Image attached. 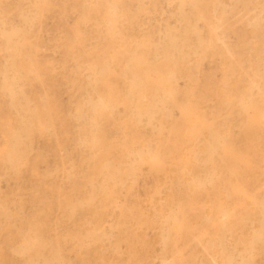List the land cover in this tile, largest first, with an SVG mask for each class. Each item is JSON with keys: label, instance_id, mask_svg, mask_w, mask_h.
Instances as JSON below:
<instances>
[{"label": "rangeland", "instance_id": "obj_1", "mask_svg": "<svg viewBox=\"0 0 264 264\" xmlns=\"http://www.w3.org/2000/svg\"><path fill=\"white\" fill-rule=\"evenodd\" d=\"M30 1L0 0V264H264V0Z\"/></svg>", "mask_w": 264, "mask_h": 264}, {"label": "bare ground", "instance_id": "obj_2", "mask_svg": "<svg viewBox=\"0 0 264 264\" xmlns=\"http://www.w3.org/2000/svg\"><path fill=\"white\" fill-rule=\"evenodd\" d=\"M30 1V0H29ZM34 1V0H33ZM184 0H182V2H183ZM31 2V1H30ZM17 3V2H16ZM35 4V3H34ZM136 5H137V3H136ZM167 5V4H166ZM39 6V5H38ZM146 6H148V5H146ZM12 7V6H11ZM33 8H34V6H32ZM105 7V6H104ZM167 7V6H166ZM196 8V7H195ZM64 9V8H63ZM82 9V8H81ZM36 10V9H35ZM37 11V10H36ZM109 11V10H108ZM29 12V11H28ZM3 13V12H2ZM122 13V12H121ZM39 14H41V13H39ZM63 14V13H62ZM138 14V13H137ZM1 15V14H0ZM42 17V16H41ZM43 17H44V15H43ZM168 20V19H167ZM138 21V20H137ZM155 21H156V19H155ZM80 22V21H79ZM105 23V22H104ZM173 23V22H172ZM52 24V23H51ZM108 24H109V22H108ZM25 25V24H24ZM165 25V24H164ZM163 29V28H162ZM28 30H29V28H28ZM113 31V30H112ZM0 32H1V34L2 35H4L5 37H6V49H7V51H9V58H13V52L15 51V49H16V46L15 45H13L12 43H11V38H12V36H14V35H16V34H18L19 33V28L18 27H13L10 31H8V32H6V31H4L3 29H2V26H1V23H0ZM106 34V33H105ZM80 36V35H79ZM95 38V37H94ZM107 38V37H106ZM124 38V37H123ZM160 38H161V36H160ZM110 40H111V38H110ZM26 41V40H25ZM61 41V40H60ZM98 42V41H97ZM128 42V41H127ZM99 43V42H98ZM107 46V45H106ZM128 49V48H127ZM150 49V48H149ZM117 51V50H116ZM32 52V51H31ZM106 52H107V50H106ZM53 54V53H52ZM102 54V53H101ZM54 55V54H53ZM112 56V55H111ZM173 60V59H172ZM178 61V60H177ZM134 62V61H133ZM140 62V61H139ZM138 62V63H139ZM168 62V61H167ZM163 63V62H162ZM132 64V63H131ZM12 65H14L13 63H12ZM136 65V64H135ZM139 65V64H138ZM158 65V64H157ZM166 65V64H165ZM35 66V65H34ZM88 66V65H87ZM196 66V65H195ZM62 67V66H61ZM178 67V66H177ZM60 68V67H59ZM128 68V67H127ZM69 70H71V69H69ZM132 70H134V69H132ZM157 70V69H156ZM109 71V70H108ZM135 71H136V69H135ZM31 72V71H30ZM122 72V71H121ZM179 72V71H178ZM25 73V72H24ZM64 73V72H63ZM92 73V72H91ZM114 73H115V70H114ZM137 73V72H136ZM168 73V72H167ZM5 74H6V72H5ZM110 74V73H109ZM181 74V73H180ZM184 74V73H183ZM179 75V74H178ZM34 76H36V75H34ZM77 77V76H76ZM94 78V77H93ZM186 78V77H185ZM97 80H98V78H96ZM188 79V78H187ZM195 79V78H194ZM193 79V80H194ZM10 80V84H11V86H10V88H9V94H10V96L11 97H13L16 93H21L22 94V89L19 87V88H17L16 87V84H17V81L15 80V78H10L9 79ZM96 80V81H97ZM73 81V80H72ZM99 81V80H98ZM136 82V81H135ZM138 82V81H137ZM154 82H155V80H154ZM175 82V81H174ZM185 82H187V81H185ZM184 82V83H185ZM40 83V82H39ZM72 83V82H71ZM184 83H183V85H184ZM195 83V82H194ZM41 84V83H40ZM186 84V83H185ZM192 84V83H191ZM42 85V84H41ZM103 85V84H102ZM135 85V87H136V83L135 84H133V86ZM72 86V85H71ZM104 86V85H103ZM187 86V85H186ZM257 86V85H256ZM40 87V86H39ZM131 87V86H130ZM183 87H185V86H182V88ZM41 88H44L43 86L41 87ZM173 88V87H172ZM186 88V87H185ZM170 89V88H169ZM187 90V89H186ZM211 90V89H210ZM44 91V90H43ZM155 91V90H154ZM166 91V90H165ZM225 91V90H224ZM45 92V91H44ZM186 92V91H185ZM174 93V92H173ZM187 93V92H186ZM191 93V92H190ZM205 93V92H204ZM164 94V93H163ZM203 94V93H202ZM31 95V94H30ZM189 95V94H188ZM207 95V94H206ZM111 96V95H110ZM82 97V96H81ZM93 97V96H92ZM192 97V96H191ZM31 98H33V97H31ZM47 97L45 96V99H46ZM67 98V97H66ZM187 98V97H186ZM161 99V98H160ZM171 99H172V97H171ZM31 100V99H30ZM33 100V99H32ZM41 100V99H40ZM157 100V99H156ZM188 100V99H187ZM83 101V100H82ZM122 101H123V99H122ZM41 102V101H40ZM111 102V101H110ZM184 102V101H183ZM189 102V101H188ZM192 102V101H191ZM199 102V101H198ZM232 101H230V103H231ZM98 103H100V101L98 100ZM172 103V102H171ZM180 103H181V101H180ZM186 103V102H185ZM208 103V102H207ZM100 104H102V103H100ZM195 104V103H194ZM67 105V104H66ZM125 105V104H124ZM204 105H205V103H204ZM228 105H229V103H228ZM228 105H226V106H228ZM35 106V108H37L36 107V105H34ZM46 106H48V105H46ZM95 106V105H94ZM168 107V106H167ZM182 107V106H181ZM47 110H48V108H46ZM124 110V109H123ZM179 110H180V108H179ZM199 110V109H198ZM46 111V110H45ZM49 111V110H48ZM210 111V110H209ZM94 112V111H93ZM136 112V111H135ZM243 112V111H242ZM249 112V111H248ZM48 113H50V112H48ZM212 113V112H211ZM97 114V113H96ZM217 114V113H216ZM185 115V114H184ZM212 115V114H211ZM210 115V116H211ZM219 114H217V116H218ZM247 116V115H246ZM39 117V116H38ZM219 117V116H218ZM176 118V117H175ZM187 118V117H186ZM217 118V117H216ZM259 118V117H258ZM83 119V118H82ZM211 119H212V117H211ZM112 120V119H111ZM225 120V119H224ZM227 120V119H226ZM132 121V120H131ZM207 121V120H206ZM215 121V120H214ZM234 121V120H233ZM118 122V121H117ZM219 122V121H218ZM217 122V123H218ZM221 122H222V120H221ZM113 123V122H112ZM120 123V122H119ZM156 123V122H155ZM217 123H216V125H217ZM229 124H231L230 122H229ZM29 125V124H28ZM192 125H193V123H192ZM224 125V124H223ZM159 126V125H158ZM225 126V125H224ZM223 126V127H224ZM51 127V126H50ZM192 127V126H191ZM194 127V126H193ZM214 127V126H213ZM226 127H227V125H226ZM263 127V126H262ZM181 129V128H180ZM228 129V128H227ZM187 130V129H186ZM185 130V131H186ZM195 131V130H194ZM209 131V130H208ZM211 131H213L214 132V130H211ZM45 132V131H44ZM53 132V131H52ZM192 133V131H189V133ZM198 132V131H197ZM197 132H196V136H197ZM238 132V131H237ZM157 133V132H156ZM182 133L183 132H181V135H182ZM189 133H187V134H189ZM208 133V132H207ZM185 134V133H184ZM193 134V133H192ZM159 135V134H158ZM194 135V134H193ZM200 136V135H199ZM205 136V135H204ZM208 136H209V134H208ZM78 137V136H77ZM194 137V136H193ZM198 137V136H197ZM199 138V137H198ZM226 138V137H225ZM260 138V137H259ZM151 139V138H150ZM149 139V140H150ZM192 139V138H191ZM264 139V138H263ZM187 140H188V138H187ZM194 141H195V137H194V139H193ZM258 140V139H257ZM185 141V140H184ZM264 141V140H263ZM69 142V141H68ZM193 142V141H192ZM133 143V142H132ZM185 143H186V141H185ZM232 143V142H231ZM74 144V143H73ZM187 144V143H186ZM155 145V144H154ZM192 145H194V144H192ZM196 145H197V143H196ZM198 146V145H197ZM79 147V146H78ZM139 147V146H138ZM155 147H156V145H155ZM223 147V146H222ZM125 148H126V146H125ZM157 148V147H156ZM179 148H181L180 146H179ZM186 148V147H185ZM188 148V147H187ZM187 148H186V150H187ZM205 149V148H204ZM221 150V149H220ZM7 151V150H6ZM175 151H177V150H175ZM175 151H174V153H175ZM229 151V150H228ZM90 152V151H89ZM163 152V151H162ZM182 152V151H181ZM199 152V151H198ZM214 152V151H213ZM223 153H224V151H222ZM221 152V153H222ZM147 153V152H146ZM173 153V152H172ZM173 153V154H174ZM179 153V152H178ZM202 153V152H201ZM207 153V152H206ZM209 153V152H208ZM220 153V154H221ZM157 154V153H156ZM160 155V154H159ZM224 155V154H223ZM122 156V155H121ZM177 157V156H176ZM139 158V157H138ZM150 158V157H149ZM174 159H175V157H173ZM123 159V158H122ZM183 160V159H182ZM221 160V159H220ZM26 161V160H25ZM127 161V160H126ZM130 161V160H129ZM223 163V162H222ZM8 164V163H7ZM151 164H153V163H151ZM212 165V164H211ZM141 166V165H140ZM152 166V165H151ZM224 166V165H223ZM42 167V166H41ZM40 167V168H41ZM114 167H116V166H114ZM218 167V166H217ZM225 167V166H224ZM6 168V167H5ZM226 168V167H225ZM18 169H20V168H18ZM43 169V168H42ZM213 169V168H212ZM63 170V169H62ZM221 170V169H220ZM227 170V169H226ZM235 170V169H234ZM219 171V170H218ZM222 171V170H221ZM155 172V171H154ZM162 172V171H161ZM212 172V171H211ZM227 172V171H226ZM225 172V173H226ZM49 173V172H48ZM160 173V172H159ZM200 173H201V171H200ZM221 173V172H220ZM12 174H13V172H12ZM81 174V173H80ZM153 174V173H152ZM182 174V173H181ZM187 174V173H186ZM199 174V173H198ZM164 175V174H163ZM200 175V174H199ZM218 175V174H217ZM161 176V175H160ZM229 176V175H228ZM151 177V176H150ZM231 177V176H230ZM235 177V176H234ZM155 178V177H154ZM157 178H158V176H157ZM217 179V178H216ZM236 179V178H235ZM234 180V179H233ZM178 181H179V178H178ZM181 181V180H180ZM215 181V180H214ZM170 182V181H169ZM184 182V181H183ZM188 182V181H187ZM199 182V181H198ZM224 182V181H223ZM200 183V182H199ZM221 183V182H220ZM225 183V182H224ZM231 183V182H230ZM157 184H159V183H156L155 185H157ZM219 184V183H218ZM5 185V184H4ZM181 185V184H180ZM225 185V184H224ZM224 185H222V186H224ZM229 185V184H228ZM6 186V185H5ZM189 186V185H188ZM209 186V185H208ZM207 186V187H208ZM233 186V185H232ZM122 187V186H121ZM156 187V186H155ZM198 187V186H197ZM177 188V187H176ZM194 188V187H193ZM222 188V187H221ZM187 189H188V187H187ZM195 189V188H194ZM219 189V188H218ZM224 189V188H223ZM68 190V189H67ZM157 190V189H156ZM186 190V189H185ZM204 190V189H203ZM92 191V190H91ZM149 191V190H148ZM222 191V190H221ZM143 192V191H142ZM188 192V191H187ZM212 192V191H211ZM232 192V191H231ZM126 193V192H125ZM145 193V192H144ZM148 193H150V192H148ZM160 193V192H159ZM172 193V192H171ZM210 193V192H209ZM193 194V193H192ZM196 194V193H195ZM228 194H229V191H228ZM156 195V194H155ZM162 195V194H161ZM197 195V194H196ZM220 195V194H219ZM225 195H226V193H225ZM149 196V195H148ZM218 196V195H217ZM173 197V196H172ZM192 197V196H191ZM190 197V198H191ZM226 197V196H225ZM228 197V196H227ZM146 198H147V194H146ZM160 198V197H159ZM178 198V197H177ZM189 198V199H190ZM189 199H188V201H189ZM209 199V198H208ZM153 200V199H152ZM198 200H199V198H198ZM160 201H161V199H160ZM173 201V200H172ZM176 202V201H175ZM140 203V202H139ZM141 203H142V201H141ZM181 203V202H180ZM254 203V202H253ZM164 204V203H163ZM168 204V203H167ZM172 204V203H171ZM201 204V203H200ZM206 204V203H205ZM143 205H144V203H143ZM147 205V204H146ZM162 205V204H161ZM161 205H159L160 207H161ZM181 205V204H180ZM247 205V204H246ZM206 206H208V205H206ZM219 206V205H218ZM247 206H249V205H247ZM111 207V206H110ZM119 207V206H118ZM153 207H154V205H153ZM169 207V206H168ZM170 207H172V206H170ZM207 208V207H206ZM216 208V207H215ZM227 208V207H226ZM239 208V207H238ZM165 209V208H164ZM177 209V208H176ZM222 209V208H221ZM232 209V208H231ZM111 210V209H110ZM154 210L155 209H153V212H154ZM167 210H168V208H167ZM166 210V211H167ZM178 210V209H177ZM213 210V209H212ZM224 210V209H223ZM58 211V210H57ZM120 211V210H119ZM162 211H163V209H162ZM170 211V210H169ZM215 211H217V210H215ZM242 211V210H241ZM240 210H239V212H241ZM244 211V210H243ZM242 211V212H243ZM113 212V211H112ZM187 212V211H186ZM229 212V211H228ZM234 212V211H233ZM238 212V211H237ZM238 212V213H239ZM61 213V212H60ZM120 213V212H119ZM155 213H158V212H155ZM166 214V213H165ZM178 214H179V212H178ZM227 215V214H226ZM231 215V214H230ZM240 215V214H239ZM198 216V215H197ZM196 216V217H197ZM221 216V215H220ZM228 216V215H227ZM162 217V216H161ZM182 217V216H181ZM190 217V216H189ZM208 217V216H207ZM223 217V216H222ZM240 217H242V215L240 216ZM245 218H247L246 216H244ZM243 217V218H244ZM255 217V216H254ZM191 218V217H190ZM221 218V217H220ZM219 218V221L221 220L222 221V219H220ZM230 218H232V217H230ZM235 218V217H234ZM250 218V217H249ZM198 219V218H197ZM228 219V218H227ZM202 220V219H201ZM247 220V219H246ZM220 221V222H221ZM114 222V221H113ZM190 222H191V220H190ZM200 222V221H199ZM206 222V221H205ZM223 222V221H222ZM224 222H225V220H224ZM233 222V221H232ZM238 222V221H237ZM156 223V222H155ZM173 223V222H172ZM189 223V222H188ZM219 223V222H218ZM234 223V222H233ZM245 223V222H244ZM205 224V223H204ZM123 225H125V224H123ZM189 225V224H188ZM196 225V224H195ZM220 225V224H219ZM222 225H224V223L222 224ZM115 226V225H114ZM168 226V225H167ZM170 226V225H169ZM201 226V225H200ZM228 226V225H227ZM123 227V226H122ZM210 227V226H209ZM212 227V226H211ZM222 227V226H221ZM231 227V226H230ZM203 228V227H202ZM205 228V227H204ZM251 228V227H250ZM178 229V228H177ZM206 229V228H205ZM205 229H203V230H205ZM210 229V228H209ZM222 230V229H221ZM137 231V230H136ZM200 231V230H199ZM227 231V230H226ZM250 231V230H249ZM157 232V231H156ZM198 232V231H197ZM202 232V231H201ZM200 232V233H201ZM204 232H207V231H204ZM203 232V233H204ZM240 232V231H239ZM208 233V232H207ZM117 235H118V233H116ZM115 234V235H116ZM241 234V233H240ZM55 235V234H54ZM113 235V234H112ZM167 235V234H166ZM182 235V234H181ZM180 235V236H181ZM203 235H205V234H203ZM253 235V234H252ZM202 236V235H201ZM231 236V235H230ZM111 237V236H110ZM126 237V236H125ZM242 237V236H241ZM95 238V237H94ZM121 238V237H120ZM161 238V237H160ZM118 239V238H117ZM116 239V240H117ZM210 239V238H209ZM239 239V238H238ZM70 240V239H69ZM107 240V239H106ZM197 240V239H196ZM201 240V239H200ZM215 240V239H214ZM218 240H219V238H218ZM241 240V239H240ZM78 241V240H77ZM85 241H86V239H85ZM254 241V240H253ZM143 242V241H142ZM203 242V241H202ZM206 242V241H205ZM230 242V241H229ZM174 243V242H173ZM242 243V242H241ZM199 244V243H198ZM244 244V243H243ZM262 244V243H261ZM184 245V244H183ZM86 246V245H85ZM84 246V247H85ZM191 246V245H190ZM216 246V245H215ZM245 246V245H244ZM76 247V246H75ZM127 247V246H126ZM181 247V246H180ZM205 247V246H204ZM259 247V246H258ZM207 248V247H206ZM86 249V248H85ZM180 249V248H179ZM79 250V249H78ZM181 250V249H180ZM259 250H260V247H259ZM105 251V250H104ZM111 251V250H110ZM202 251H204L203 249H201V252ZM258 251V250H257ZM82 252V251H81ZM147 252H148V249H147ZM206 253V252H205ZM154 254V253H153ZM203 254V253H202ZM221 254V253H220ZM251 254V253H250ZM249 254V255H250ZM153 256V255H152ZM199 256V255H198ZM103 257V256H102ZM202 257H203V255H202ZM127 258V257H126ZM195 258V257H194ZM230 258V257H229ZM246 258V257H245ZM251 258V257H250ZM87 259V258H86ZM134 259V258H133ZM176 259V258H175ZM199 259V258H198ZM211 260V259H210ZM218 260V259H217ZM251 260V259H250ZM142 261V260H141ZM160 261V260H159ZM195 261V260H194ZM212 261V260H211ZM198 262H200V261H198ZM201 262L203 263V261L201 260ZM136 263V262H135ZM161 263V262H160ZM80 264V263H79ZM110 264V263H109ZM133 264V263H132ZM138 264V263H137ZM166 264V263H165ZM193 264V263H192Z\"/></svg>", "mask_w": 264, "mask_h": 264}]
</instances>
